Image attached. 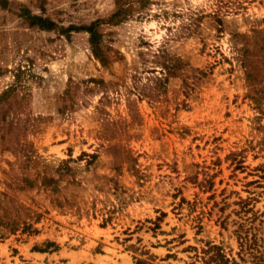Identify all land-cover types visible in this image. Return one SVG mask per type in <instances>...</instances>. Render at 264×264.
<instances>
[{
	"label": "rangeland",
	"instance_id": "rangeland-1",
	"mask_svg": "<svg viewBox=\"0 0 264 264\" xmlns=\"http://www.w3.org/2000/svg\"><path fill=\"white\" fill-rule=\"evenodd\" d=\"M244 238L264 250V0H0V264H254Z\"/></svg>",
	"mask_w": 264,
	"mask_h": 264
},
{
	"label": "trees",
	"instance_id": "trees-1",
	"mask_svg": "<svg viewBox=\"0 0 264 264\" xmlns=\"http://www.w3.org/2000/svg\"><path fill=\"white\" fill-rule=\"evenodd\" d=\"M35 20L38 21V25L41 28L44 29H51V24L49 22L44 21L42 17L39 16H33ZM44 22V24L42 23ZM48 23V24H45ZM85 30L89 33L90 35V44L92 46V49L96 55H99V52L101 50L100 48V38L101 34L98 29V22H93L90 25L85 27ZM161 65H163L160 69L159 74L161 76H156V79L158 81L162 80H168V76L175 75V72H173V68L169 66L166 62H160ZM7 93V92H6ZM140 94H142L140 92ZM241 249L245 253H249L253 259H254V264H264V250L261 249L260 246L256 242H251L248 238L242 239L241 243ZM212 251V254L207 261L209 264L211 262H214L215 264H228L230 262V259L227 258L223 253H222V248L217 246V245H210L208 251L206 253ZM243 259V258H242ZM233 260V259H232ZM235 264H238L235 260H233Z\"/></svg>",
	"mask_w": 264,
	"mask_h": 264
}]
</instances>
